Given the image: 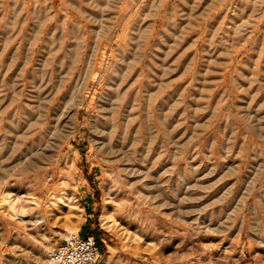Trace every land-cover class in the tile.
<instances>
[{
  "label": "rangeland",
  "instance_id": "obj_1",
  "mask_svg": "<svg viewBox=\"0 0 264 264\" xmlns=\"http://www.w3.org/2000/svg\"><path fill=\"white\" fill-rule=\"evenodd\" d=\"M87 229L264 264V0H0V264Z\"/></svg>",
  "mask_w": 264,
  "mask_h": 264
},
{
  "label": "built area",
  "instance_id": "obj_2",
  "mask_svg": "<svg viewBox=\"0 0 264 264\" xmlns=\"http://www.w3.org/2000/svg\"><path fill=\"white\" fill-rule=\"evenodd\" d=\"M100 247L93 235L82 236L68 230L62 239L46 252L47 264H97Z\"/></svg>",
  "mask_w": 264,
  "mask_h": 264
},
{
  "label": "trees",
  "instance_id": "obj_3",
  "mask_svg": "<svg viewBox=\"0 0 264 264\" xmlns=\"http://www.w3.org/2000/svg\"><path fill=\"white\" fill-rule=\"evenodd\" d=\"M101 233H102V231H100V230H98V229H96L95 231H94V230H89V229H87V230L82 231L80 234H81L82 236H86V235H91V234H93V235H94V238L96 239V241H97V243H98V245H99V247H100V250H103V244H102V242L100 241Z\"/></svg>",
  "mask_w": 264,
  "mask_h": 264
},
{
  "label": "bare ground",
  "instance_id": "obj_4",
  "mask_svg": "<svg viewBox=\"0 0 264 264\" xmlns=\"http://www.w3.org/2000/svg\"><path fill=\"white\" fill-rule=\"evenodd\" d=\"M61 115V114H60ZM61 117V116H60ZM13 198V197H12ZM13 203V202H12ZM13 207V206H12ZM11 207V208H12ZM10 210V209H9ZM10 211H12V210H10ZM15 211V210H14ZM14 211H12V212H14ZM15 213V212H14ZM15 215L16 216H20V218H21V214L19 215V213L17 214V213H15ZM110 215H109V211L107 210V211H105V213L103 214V216H102V218H103V220L104 219H106V218H108ZM110 218V217H109ZM39 221H41V219H37V218H35L34 219V223H37V222H39ZM104 222H105V220H104ZM111 226V225H110Z\"/></svg>",
  "mask_w": 264,
  "mask_h": 264
},
{
  "label": "crops",
  "instance_id": "obj_5",
  "mask_svg": "<svg viewBox=\"0 0 264 264\" xmlns=\"http://www.w3.org/2000/svg\"><path fill=\"white\" fill-rule=\"evenodd\" d=\"M78 227H79V226H78ZM78 229H79V228H78ZM57 243H58V241L54 242L53 245H55V244H57Z\"/></svg>",
  "mask_w": 264,
  "mask_h": 264
}]
</instances>
